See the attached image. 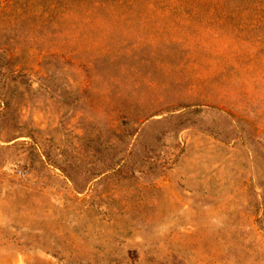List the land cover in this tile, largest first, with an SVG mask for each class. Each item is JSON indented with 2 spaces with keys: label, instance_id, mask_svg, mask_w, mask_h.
<instances>
[{
  "label": "rangeland",
  "instance_id": "1",
  "mask_svg": "<svg viewBox=\"0 0 264 264\" xmlns=\"http://www.w3.org/2000/svg\"><path fill=\"white\" fill-rule=\"evenodd\" d=\"M0 264H264V0H0Z\"/></svg>",
  "mask_w": 264,
  "mask_h": 264
}]
</instances>
